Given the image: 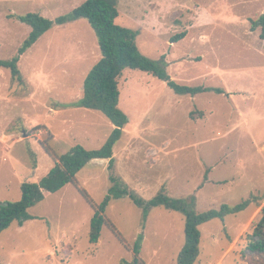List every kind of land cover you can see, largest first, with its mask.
Returning a JSON list of instances; mask_svg holds the SVG:
<instances>
[{"label": "rangeland", "instance_id": "rangeland-1", "mask_svg": "<svg viewBox=\"0 0 264 264\" xmlns=\"http://www.w3.org/2000/svg\"><path fill=\"white\" fill-rule=\"evenodd\" d=\"M85 0H0V59H11L31 28L10 15L37 12L54 19ZM121 26L138 29L136 44L151 59L165 56L181 85L220 88L176 94L166 82L125 69L119 107L128 117L113 148L114 175L145 199L163 187L172 198L195 197L194 210H243L202 226L194 264H245V234L264 206V39L251 20L264 0H118ZM185 31L178 40L171 38ZM101 57L85 18L46 31L21 57L22 81L0 67V202L21 198L20 184L37 182L75 144L98 149L113 124L101 112L68 107ZM191 113H193L191 115ZM108 159L92 160L75 184L28 211L0 234V264H121L132 262L143 236L140 264H177L184 215L163 206L142 210L129 197L112 198L98 243L89 222L112 186ZM87 195V198L85 195Z\"/></svg>", "mask_w": 264, "mask_h": 264}, {"label": "trees", "instance_id": "trees-1", "mask_svg": "<svg viewBox=\"0 0 264 264\" xmlns=\"http://www.w3.org/2000/svg\"><path fill=\"white\" fill-rule=\"evenodd\" d=\"M118 0H85L70 12L54 19L46 18L37 12L24 15H10L27 24L31 30L17 48L11 59H0V67L9 69L13 79L22 81L18 67L20 57L54 25L85 18L94 31L101 54L99 60L89 69L83 81L82 96L68 107H84L101 112L113 124V129L103 145L98 149H86L81 144H75L66 153L60 155L52 168L37 182L20 184L21 198L17 201L0 202V234L2 231L17 223L19 226L34 218L29 209L40 203L45 193H56L67 184H75L76 174L92 160L108 159L109 180L112 186L102 201L96 207L89 222V242L99 241L102 227L106 225L105 211L112 198L127 196L142 210L143 222L147 219L148 211L157 206L181 212L185 218L184 244L177 255V264H194L200 249V226L215 219H223L228 214H235L245 209L252 201L250 197L234 206L222 204L219 209H209L204 212L194 210L195 197L187 199L172 198L166 194L163 187L151 199H145L137 194L117 176L114 175L113 148L122 135L128 117L119 107L120 91L118 80L125 69H138L166 82L176 94H190L214 91L223 93L220 88L181 85L172 80L166 70L165 56L151 59L145 56L136 44L138 29L121 26L115 22L118 17ZM252 30L261 28V38L264 39V14L258 19L251 20ZM186 35L185 31L174 35L171 41H178ZM193 113H191L192 115ZM85 195V194H84ZM87 198V195H85ZM143 236L138 235L133 250L135 257L132 262L122 260L121 264H140L137 254L141 248ZM245 243L240 252V259L245 264H264V206L252 228L245 234Z\"/></svg>", "mask_w": 264, "mask_h": 264}, {"label": "crops", "instance_id": "crops-1", "mask_svg": "<svg viewBox=\"0 0 264 264\" xmlns=\"http://www.w3.org/2000/svg\"><path fill=\"white\" fill-rule=\"evenodd\" d=\"M201 235H202V233H201Z\"/></svg>", "mask_w": 264, "mask_h": 264}]
</instances>
